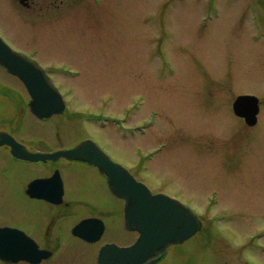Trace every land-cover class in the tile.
Here are the masks:
<instances>
[{
    "label": "rangeland",
    "instance_id": "obj_1",
    "mask_svg": "<svg viewBox=\"0 0 264 264\" xmlns=\"http://www.w3.org/2000/svg\"><path fill=\"white\" fill-rule=\"evenodd\" d=\"M44 4L50 13L41 16L0 0V35L43 69L61 71L53 76L69 113L102 120H38L23 103L15 110L0 100V130L12 132L3 114L24 108L23 125L32 140L43 136L50 142L45 149L70 147L87 136L130 171L159 147L139 177L152 191L172 192L192 205L205 224L201 239L187 241L176 254L183 260L211 254L216 264H241L238 259L249 255L264 264V232L252 242L264 229V0ZM5 84L16 80L0 67V86ZM239 94L260 99L257 127L243 129L231 115L230 103ZM1 153L0 226L29 233L27 224L11 221L33 213L40 235L50 208L24 191L27 181L53 165L63 180L71 178L66 199L85 194L98 206L116 203L86 164L31 163ZM73 242L65 237V250ZM176 254L164 264H185Z\"/></svg>",
    "mask_w": 264,
    "mask_h": 264
},
{
    "label": "water",
    "instance_id": "obj_2",
    "mask_svg": "<svg viewBox=\"0 0 264 264\" xmlns=\"http://www.w3.org/2000/svg\"><path fill=\"white\" fill-rule=\"evenodd\" d=\"M0 64L24 81L31 95L30 108L35 115L47 117L62 111L63 104L58 93L48 85L41 72L23 57L9 51L2 43ZM234 111L244 116L249 124H253L258 112L257 99L253 96L237 97ZM0 145H7L10 153L19 159L46 162L65 158L92 165L105 176L110 192L124 201L125 228L136 231L138 236L134 243L126 247L105 244L99 251L98 264H152L154 258L165 254L168 246L182 243L201 228L200 220L188 208L166 195L152 194L143 183L136 181L124 167L113 162L90 140L82 141L71 149L33 153L10 135L0 133ZM27 193L31 197L59 203L63 183L58 171L47 179L32 181ZM102 230L101 221L85 219L73 228V233L94 241ZM87 235H92L93 238ZM47 255L48 252L38 250L33 240L23 232L8 227L0 228L1 259L37 262Z\"/></svg>",
    "mask_w": 264,
    "mask_h": 264
},
{
    "label": "flooded vegetation",
    "instance_id": "obj_3",
    "mask_svg": "<svg viewBox=\"0 0 264 264\" xmlns=\"http://www.w3.org/2000/svg\"><path fill=\"white\" fill-rule=\"evenodd\" d=\"M65 207H71L74 208L75 205L74 204H63ZM108 215L110 216L111 214L108 213ZM112 216V215H111ZM107 229V228H106ZM105 234V232H104ZM87 246V245H86ZM90 247V245H88ZM90 248H85V250H83V252H81L79 254L80 258L75 259V258H55V259H51L50 260H46L43 261L39 264H95V259L87 250Z\"/></svg>",
    "mask_w": 264,
    "mask_h": 264
}]
</instances>
